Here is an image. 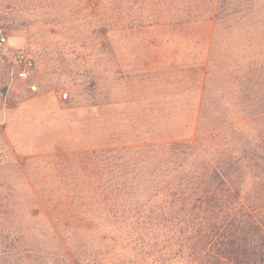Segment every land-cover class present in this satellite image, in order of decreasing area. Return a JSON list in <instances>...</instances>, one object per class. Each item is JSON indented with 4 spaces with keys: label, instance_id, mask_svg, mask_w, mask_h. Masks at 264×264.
<instances>
[{
    "label": "rangeland",
    "instance_id": "374dc122",
    "mask_svg": "<svg viewBox=\"0 0 264 264\" xmlns=\"http://www.w3.org/2000/svg\"><path fill=\"white\" fill-rule=\"evenodd\" d=\"M169 2L0 0V28L34 58L38 86L0 54V264H184L143 253L95 206L106 178L91 176V154L243 117V91L264 89V0L216 31Z\"/></svg>",
    "mask_w": 264,
    "mask_h": 264
},
{
    "label": "trees",
    "instance_id": "16d2710c",
    "mask_svg": "<svg viewBox=\"0 0 264 264\" xmlns=\"http://www.w3.org/2000/svg\"><path fill=\"white\" fill-rule=\"evenodd\" d=\"M253 1L186 0L185 17L213 22L216 31ZM242 98L243 117L210 121L196 139L91 154V176L106 178L93 184L95 206L143 253L162 263L264 264V89L248 85Z\"/></svg>",
    "mask_w": 264,
    "mask_h": 264
},
{
    "label": "built area",
    "instance_id": "2783aa9c",
    "mask_svg": "<svg viewBox=\"0 0 264 264\" xmlns=\"http://www.w3.org/2000/svg\"><path fill=\"white\" fill-rule=\"evenodd\" d=\"M0 54L12 60L17 78L28 86L29 91L31 93L38 92V86L33 83L36 69L34 58L23 51L13 52L10 48L8 35L3 28H0ZM62 97L67 99L68 93H63Z\"/></svg>",
    "mask_w": 264,
    "mask_h": 264
}]
</instances>
